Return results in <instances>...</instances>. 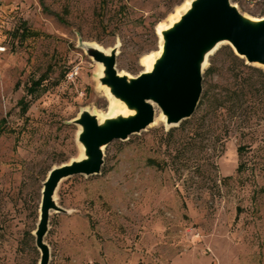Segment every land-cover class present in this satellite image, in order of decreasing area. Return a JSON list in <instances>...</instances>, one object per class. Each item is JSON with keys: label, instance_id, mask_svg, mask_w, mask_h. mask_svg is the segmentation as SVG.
Here are the masks:
<instances>
[{"label": "rangeland", "instance_id": "rangeland-1", "mask_svg": "<svg viewBox=\"0 0 264 264\" xmlns=\"http://www.w3.org/2000/svg\"><path fill=\"white\" fill-rule=\"evenodd\" d=\"M184 1L1 0L0 264L38 263L24 232L36 227L49 169L79 154L69 121L82 108L109 112L97 65L80 44L119 43L116 69L136 76L158 48L155 27ZM231 2L264 15V0ZM21 21L40 36L20 42ZM230 51L221 45L204 69L199 103L206 98L186 120L196 117L198 128L183 129L184 121L165 137L170 129L156 121L109 143L99 174L60 182L56 200L70 212L49 215V264H264V88L252 66L233 68ZM232 68L255 88L236 114L215 112L214 94L235 86Z\"/></svg>", "mask_w": 264, "mask_h": 264}, {"label": "water", "instance_id": "water-1", "mask_svg": "<svg viewBox=\"0 0 264 264\" xmlns=\"http://www.w3.org/2000/svg\"><path fill=\"white\" fill-rule=\"evenodd\" d=\"M158 51L150 69L133 76L116 69L120 44L104 49L96 43L80 47L95 63L98 88L111 102L106 115L80 109L69 121L77 127L75 141L81 151L51 167L42 182L38 220L32 231L39 251L37 264H49L50 248L44 237L51 211L69 213L57 203L60 182L73 175L99 174L104 163V148L114 140H127L156 122L155 108L163 118L164 128L178 127L195 112L202 93V75L221 45L248 66L264 72V15L260 18L242 14L231 0H188L179 15L155 27ZM110 105V103H109Z\"/></svg>", "mask_w": 264, "mask_h": 264}, {"label": "trees", "instance_id": "trees-1", "mask_svg": "<svg viewBox=\"0 0 264 264\" xmlns=\"http://www.w3.org/2000/svg\"><path fill=\"white\" fill-rule=\"evenodd\" d=\"M20 26H23L21 28V30L15 31V34L17 33L16 36L18 37V40L20 42H23L24 40H26L29 37H35L36 38V37L40 36V33L27 29L25 27L24 22L21 23ZM229 58H230L231 63L233 64V68L234 67H238V68L245 67L246 68V66L244 65V61L242 59H239L238 57H236L232 53V51L229 52ZM233 68L231 69L232 70L231 72H233L231 75L233 76V78L236 82L235 86L233 85V87H226V88H224L223 91H218L214 94L212 100L214 102L213 105H214V111L215 112H218L219 110L222 112V110H224L229 114H233V115L236 114L238 108H241V106H242V105H240V100L243 98H246L247 95L251 92V90L255 88V81H253L252 76H248V77L242 76L241 77V75H239L237 73L238 71L236 73L234 72ZM248 69L251 70L255 74L254 75L255 80L257 81L258 84L261 85V87L264 88V72L258 68L250 67ZM211 72H212V68H208L205 71V75H209ZM44 80H45L44 77H42L41 79H39L37 81H32L30 86L27 87V93L32 95L34 93V90L36 88H39L41 82ZM206 94L207 93H204L202 101L199 103L200 105H202L204 98H206ZM18 104L20 105L21 114L23 116H25L28 109H29L28 102H26L25 99L23 98V99L19 100ZM191 119H192V121L189 120V121L182 123L181 127H183V129H184V126L186 124H191V126L193 124V127L198 128V126L195 123V122H197V118L193 117ZM4 123H5L4 121L1 123V126H0L1 132H3V130H5ZM246 128H248V127H246ZM173 131H174V129H170L166 133L165 137H171L173 134ZM243 148H244L243 146H240L238 148V150L241 151ZM24 237L26 239V243H28V245H30L31 249L34 250L35 249L33 246L34 236L32 235V232L31 231H25Z\"/></svg>", "mask_w": 264, "mask_h": 264}, {"label": "bare ground", "instance_id": "bare-ground-1", "mask_svg": "<svg viewBox=\"0 0 264 264\" xmlns=\"http://www.w3.org/2000/svg\"><path fill=\"white\" fill-rule=\"evenodd\" d=\"M187 3H188V0L184 1L181 6H179L175 11L174 13L169 16L168 20H167V23L169 21H171L172 19H175L179 13L185 9V7L187 6ZM163 24H159L158 26L159 27H162ZM158 54V51H155L154 53H150V54H147L145 55L142 59H141V64L142 66L144 67V70H148L150 69V63L152 61V59L157 56ZM97 68H99V66H97ZM112 100H110V107L111 106H118L119 108L121 107L120 104H117V103H114V102H111ZM155 113H156V121H163V118L160 116L158 110L155 108ZM81 151H79L80 153Z\"/></svg>", "mask_w": 264, "mask_h": 264}, {"label": "built area", "instance_id": "built-area-1", "mask_svg": "<svg viewBox=\"0 0 264 264\" xmlns=\"http://www.w3.org/2000/svg\"><path fill=\"white\" fill-rule=\"evenodd\" d=\"M76 74H77V70L75 71V72H69L68 74H67V76H66V78H67V80H69V78H71V77H74V76H76Z\"/></svg>", "mask_w": 264, "mask_h": 264}, {"label": "crops", "instance_id": "crops-1", "mask_svg": "<svg viewBox=\"0 0 264 264\" xmlns=\"http://www.w3.org/2000/svg\"><path fill=\"white\" fill-rule=\"evenodd\" d=\"M0 5H1V0H0ZM25 23V26H26V22L25 21H21V23ZM31 30V29H30ZM31 31H34V30H31ZM34 32H37V31H34ZM39 33V32H38Z\"/></svg>", "mask_w": 264, "mask_h": 264}]
</instances>
